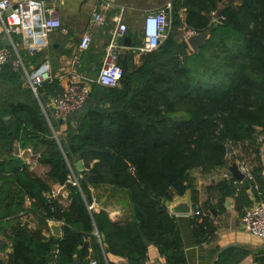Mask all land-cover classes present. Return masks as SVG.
Returning <instances> with one entry per match:
<instances>
[{
	"label": "trees",
	"instance_id": "trees-1",
	"mask_svg": "<svg viewBox=\"0 0 264 264\" xmlns=\"http://www.w3.org/2000/svg\"><path fill=\"white\" fill-rule=\"evenodd\" d=\"M214 14L224 18L217 27ZM182 16L188 29L210 32L203 47L210 59L202 71L187 62L202 50L190 55L187 42L174 37L184 24ZM135 41L133 47L142 46ZM142 57L136 66L132 52L122 56L120 87L94 84L84 109L63 123H49L41 108L61 92L58 83L40 90V104L11 64L0 68V232L12 230L9 264H48L53 238L22 223L26 200L32 201L41 226L63 223L58 264H74L76 257L79 264H88L90 249L99 256L98 264H105L104 244L107 253L128 264L147 261L151 245L166 264H187L176 219L165 202L190 189L192 170L224 167L234 145H249L259 159L264 138V0H174L171 35L159 50ZM15 142L22 148L44 147L39 164L48 168L45 178L11 155ZM79 161L83 175L75 167ZM253 175L255 183L246 182L236 198L242 206L250 205L246 188L264 201L261 170L254 169ZM55 185L70 191L68 204L52 197ZM100 186L126 195L133 223L117 225L106 213L89 210L90 189ZM193 225L200 243L215 234L207 217H195Z\"/></svg>",
	"mask_w": 264,
	"mask_h": 264
},
{
	"label": "crops",
	"instance_id": "crops-1",
	"mask_svg": "<svg viewBox=\"0 0 264 264\" xmlns=\"http://www.w3.org/2000/svg\"><path fill=\"white\" fill-rule=\"evenodd\" d=\"M167 1L106 0L105 2L110 5V8L104 10L98 0H44L48 7L56 11L62 30H65L66 33L59 30L52 34L49 48L45 52L31 57L27 52L22 51L21 56L29 71L37 69L45 61H50L54 74L59 76L68 68L82 36L89 33L92 41L89 50L82 57V65L87 73L97 75L105 59L110 32L116 27L114 19L120 15V11L124 9L123 21L128 28L126 38L131 39L132 48L136 42L132 32L136 18L140 17L142 27L145 15L161 9ZM95 12L103 14L104 26L92 25ZM183 18L184 16H182ZM2 47L1 43L0 48ZM129 52L131 51L125 49L123 56ZM137 59L138 56L134 55L136 66L140 65ZM24 87L27 88L25 82ZM231 150L232 153L228 154L225 166L243 163L252 172L259 168L264 179V142L259 147V159L247 144L234 145ZM43 151L44 147L41 145L33 144L22 148L18 142H15L11 155L21 159L28 166L29 171L45 178L48 168L39 164V158ZM225 166L213 169L198 168L189 173L188 185L194 204L193 213L196 207H199L204 217L211 220L215 227V234L209 241L200 243L195 234L193 213L191 215H172L176 219L182 237L187 264H217L223 258L225 264H264V240L252 236L244 229L238 210L242 205L236 201L235 191L231 197L226 195L229 189L235 190V187L231 181L225 179V175L230 174ZM224 186L227 188L224 189ZM62 187L64 186L55 185L53 190L59 194V199L68 204L70 191L66 187L63 189ZM90 190L95 213L104 212L112 223L121 226L134 222V215L125 194L114 191L112 186H100ZM245 193L250 200L249 206L255 201H260L249 188L245 189ZM25 209V213L20 215L22 223L31 230L42 229V233L47 239L53 238L50 229L41 226L38 215L31 210L32 201L26 200ZM212 210L217 212L216 216ZM11 235V229L0 232V260L4 264H9V256L12 252ZM98 257L95 251L90 249L85 259L89 264L91 261L98 262ZM101 257L105 264H128L123 258L113 256L105 250L102 251ZM148 261L152 264H166V259L153 245L149 247Z\"/></svg>",
	"mask_w": 264,
	"mask_h": 264
},
{
	"label": "built area",
	"instance_id": "built-area-1",
	"mask_svg": "<svg viewBox=\"0 0 264 264\" xmlns=\"http://www.w3.org/2000/svg\"><path fill=\"white\" fill-rule=\"evenodd\" d=\"M98 1L101 2L102 9L110 8V5L105 2L106 0ZM123 14L124 9L114 19L116 27L110 32L105 59L97 75L87 73L82 65V57L89 50L92 41L91 35L85 33L68 68L61 75L56 76L50 61H45L37 69L29 71L21 56L22 51L27 52L31 57L45 52L49 48L52 34L59 30L66 33L65 30H62L56 11L48 7L44 0H0V44L6 39L10 41V47L0 48V68L11 64L13 72L22 75L25 85L32 91L40 104V90L46 84L58 83L61 92L56 97H52L46 106L41 104V108L49 123L51 121L66 122L87 105L94 84L112 89L120 87L123 70L119 63L125 49L130 50L138 57L160 49L173 31L174 0H168L161 9L145 15L142 24L143 43L140 47L126 48L123 45L128 32L123 21ZM213 16L214 23L220 24L224 21L222 16L220 18L215 14ZM182 20L184 23V18ZM104 24L103 14L95 12L92 25L102 27ZM184 34L188 40L199 33L188 29L184 23ZM237 165L240 172L245 175L244 181L235 180L231 174L225 175V179L231 181L235 187L236 196L241 193L246 182L255 183L252 170L243 163ZM72 183L77 186L75 178ZM254 190L259 191L256 184ZM58 196L59 194L53 190L52 197L58 198ZM89 210H95L94 203L89 206ZM193 214L194 217L204 216L199 207H196ZM240 219L249 234L264 240V201H255L251 206L245 208ZM89 264H98V262L91 261ZM142 264L152 263L147 260Z\"/></svg>",
	"mask_w": 264,
	"mask_h": 264
},
{
	"label": "water",
	"instance_id": "water-1",
	"mask_svg": "<svg viewBox=\"0 0 264 264\" xmlns=\"http://www.w3.org/2000/svg\"><path fill=\"white\" fill-rule=\"evenodd\" d=\"M218 17L220 18L221 15H218ZM217 26H218V23L214 25V27H217ZM209 36H210L209 31L199 33L197 35L190 37L187 40V44L190 47V49L193 51V53L197 54L207 44ZM2 45L3 47L8 48L10 47V41L8 39L3 40ZM124 45L126 48H130L132 46L131 39L125 38ZM6 120H10V118H7ZM58 122L63 123V121H58ZM259 132H261V130H259ZM262 141L264 142V138L262 139ZM231 153H232V150H229L228 154H231ZM75 167L77 168L78 172L81 175H83L86 172L82 161L77 162ZM225 168L229 171V173L232 175V177L235 180L239 182L244 181L245 175H243L240 172L237 163H234L231 166H225ZM226 195L228 197L233 196V190L229 189L226 192ZM165 207L171 215H191L193 213V208H194L191 191L188 190L184 194V196L174 195L172 201L165 202ZM212 213L215 216L217 215V212L214 210H212ZM49 228L52 233L53 240H52V245L50 248L51 252L49 256L47 257V262L48 264H56L58 255H59V241L63 236V223L50 222ZM101 240L104 243L105 241L104 237H101ZM104 250L105 252H108V247L105 244H104ZM74 264H79L77 257L74 258Z\"/></svg>",
	"mask_w": 264,
	"mask_h": 264
},
{
	"label": "rangeland",
	"instance_id": "rangeland-1",
	"mask_svg": "<svg viewBox=\"0 0 264 264\" xmlns=\"http://www.w3.org/2000/svg\"><path fill=\"white\" fill-rule=\"evenodd\" d=\"M140 17L136 18V23L132 29V32L135 36V38L137 39L138 42L143 43L142 41V27L140 24ZM175 39L179 42V43H184L187 42L186 40V36L184 34V24L183 26H178V30L173 32ZM201 55L199 57H194V58H189L187 57V62L189 63L188 66L190 68H192L194 71H202L204 70V67L206 66L207 62L209 61V54H207V50H205L204 48L201 49ZM192 50H189L188 53L191 55L192 54ZM142 56L138 57V61L141 63L142 60ZM74 118V117H73ZM73 118L71 117L70 119L67 120V122H69L70 120H73Z\"/></svg>",
	"mask_w": 264,
	"mask_h": 264
}]
</instances>
